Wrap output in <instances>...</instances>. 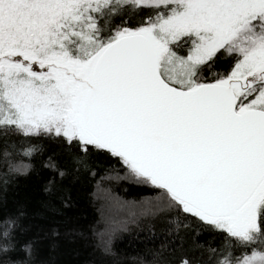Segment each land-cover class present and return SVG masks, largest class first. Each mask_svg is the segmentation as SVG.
Returning a JSON list of instances; mask_svg holds the SVG:
<instances>
[{"label": "snow or ice", "instance_id": "6c2138e0", "mask_svg": "<svg viewBox=\"0 0 264 264\" xmlns=\"http://www.w3.org/2000/svg\"><path fill=\"white\" fill-rule=\"evenodd\" d=\"M37 157L65 206L68 181L117 208L144 188L131 215L167 234L145 264H264V0H0V187ZM24 216L0 264H50Z\"/></svg>", "mask_w": 264, "mask_h": 264}, {"label": "trees", "instance_id": "16d2710c", "mask_svg": "<svg viewBox=\"0 0 264 264\" xmlns=\"http://www.w3.org/2000/svg\"><path fill=\"white\" fill-rule=\"evenodd\" d=\"M33 167L14 174L6 187H0V215L22 210V226L26 236L37 237L42 257L50 264H145L153 253L164 251L166 223L162 218L146 215L132 216L135 206L147 191L132 183H121L113 190L125 201L127 207L109 206L104 194L97 191L89 180L68 181L70 200L65 206L59 199L44 191L48 176L41 158L31 162ZM52 200L55 205L45 207ZM123 222V227L111 235V254H105L102 238L111 222ZM53 224L59 235H48ZM55 240V248L51 247ZM166 254V252H165Z\"/></svg>", "mask_w": 264, "mask_h": 264}]
</instances>
